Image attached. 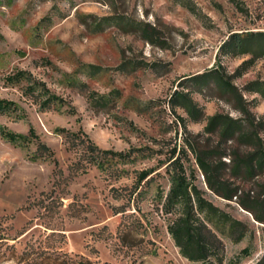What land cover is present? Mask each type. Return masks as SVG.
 I'll list each match as a JSON object with an SVG mask.
<instances>
[{
  "label": "rangeland",
  "instance_id": "374dc122",
  "mask_svg": "<svg viewBox=\"0 0 264 264\" xmlns=\"http://www.w3.org/2000/svg\"><path fill=\"white\" fill-rule=\"evenodd\" d=\"M246 31H264V0H0V98L20 107L0 116V126L18 134L33 128L58 164L33 160L35 143L21 149L0 137V264H192L168 232L172 217L160 196L170 183L162 161L191 135L216 146V136L204 134L209 117H243L229 95L198 91L196 75L218 68L264 120V99L245 91L264 80V59L239 71L250 56L221 48ZM19 72L35 80L34 93L28 81L8 80ZM183 90L203 110L201 121L173 109L172 96ZM112 92L109 105L88 98ZM50 95L59 109H41ZM58 128L84 132L103 150L142 153L106 171L83 172L82 152L70 150ZM189 158L188 172L196 168ZM144 171L153 173L140 183ZM196 175L204 196L248 230L238 243L220 235L223 264L247 247L250 255L239 264L257 262L264 226Z\"/></svg>",
  "mask_w": 264,
  "mask_h": 264
},
{
  "label": "trees",
  "instance_id": "16d2710c",
  "mask_svg": "<svg viewBox=\"0 0 264 264\" xmlns=\"http://www.w3.org/2000/svg\"><path fill=\"white\" fill-rule=\"evenodd\" d=\"M153 43L152 38H148ZM225 53L233 57L250 56L239 71L247 69L259 59H264V31H246L235 33L221 47ZM90 69H96L90 66ZM30 77V78H29ZM27 72H19L8 78L12 83L28 81L30 93L36 90L35 80H31ZM198 83V91H212L216 89L223 95L232 98L236 109L243 115L232 118L229 115L216 114L209 117L204 128V134L216 136L217 145L211 146L202 141L201 135L185 137L183 145L178 150L175 147L162 161L169 175L170 188L166 196H160L162 211L172 217L168 224V232L175 246L183 257L192 264H223L225 261V247L221 236H227L236 243L243 241L248 230L244 223L232 217L213 204L204 196V192L197 184L196 171L201 172L208 190L226 201L235 202L240 208L249 212L253 219L264 226V120L256 118L248 108V102L243 92L231 82V79L221 70L214 69L192 77ZM32 82V83H31ZM40 91L47 92L44 84ZM245 91L259 94L264 99V80L249 83ZM47 94H49L47 92ZM115 93L108 95H89L90 101H101L109 105ZM97 96V97H96ZM59 98L50 95L40 102L41 109L55 107ZM173 109H183L189 118L198 122L204 118L203 110L192 99L190 92L176 91L171 99ZM17 103L0 98V116L18 112ZM74 113L73 109H70ZM70 112V113H71ZM181 121H185L181 118ZM185 133L188 134L184 124ZM68 144L70 150L82 152V159L77 169L83 172L89 166H95L100 171H106L116 162L126 163L134 153L142 150H130L127 153L114 152L99 148L84 132H69L64 128L56 129ZM0 137L4 141L19 147L28 148L32 143L37 145L33 160L50 159L57 167L53 151L39 139L36 131L30 128L27 134H18L0 126ZM192 155L196 168L190 172L185 161H191ZM152 155L143 154L149 158ZM224 159H228V162ZM153 171H144L139 176V182L146 180ZM247 185H252L251 188ZM259 193H256L258 192ZM221 235V236H220ZM264 248V233H263ZM250 255V248L242 250L240 257L233 264H239L242 257ZM253 264H264V255Z\"/></svg>",
  "mask_w": 264,
  "mask_h": 264
}]
</instances>
